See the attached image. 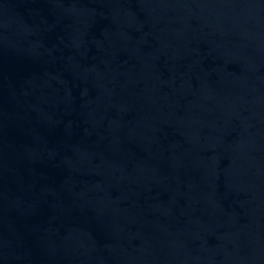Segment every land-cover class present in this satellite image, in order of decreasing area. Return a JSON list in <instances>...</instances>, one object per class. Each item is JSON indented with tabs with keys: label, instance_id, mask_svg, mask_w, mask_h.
I'll list each match as a JSON object with an SVG mask.
<instances>
[{
	"label": "water",
	"instance_id": "95a60500",
	"mask_svg": "<svg viewBox=\"0 0 264 264\" xmlns=\"http://www.w3.org/2000/svg\"><path fill=\"white\" fill-rule=\"evenodd\" d=\"M0 264H264V0H0Z\"/></svg>",
	"mask_w": 264,
	"mask_h": 264
}]
</instances>
